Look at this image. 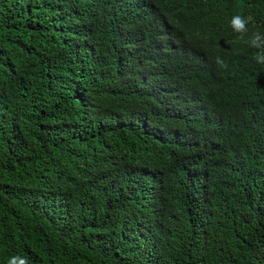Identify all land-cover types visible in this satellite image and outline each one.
Wrapping results in <instances>:
<instances>
[{
	"label": "trees",
	"instance_id": "16d2710c",
	"mask_svg": "<svg viewBox=\"0 0 264 264\" xmlns=\"http://www.w3.org/2000/svg\"><path fill=\"white\" fill-rule=\"evenodd\" d=\"M172 1L0 0V264H264V81Z\"/></svg>",
	"mask_w": 264,
	"mask_h": 264
},
{
	"label": "clouds",
	"instance_id": "9594fccd",
	"mask_svg": "<svg viewBox=\"0 0 264 264\" xmlns=\"http://www.w3.org/2000/svg\"><path fill=\"white\" fill-rule=\"evenodd\" d=\"M233 1V0H229ZM244 3L246 10L227 14L215 8V0H173L166 10L176 15L180 25L199 3L201 13L187 29L205 52L216 56L215 63L226 69L227 63L245 65L256 71L264 81V0H235ZM260 3L256 4L255 2ZM7 264H29L25 256H11Z\"/></svg>",
	"mask_w": 264,
	"mask_h": 264
}]
</instances>
